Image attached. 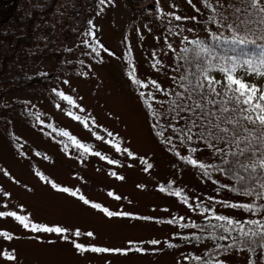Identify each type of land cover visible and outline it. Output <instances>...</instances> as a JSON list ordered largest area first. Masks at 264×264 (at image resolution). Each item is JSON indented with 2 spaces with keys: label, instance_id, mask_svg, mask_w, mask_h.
Here are the masks:
<instances>
[{
  "label": "rangeland",
  "instance_id": "1",
  "mask_svg": "<svg viewBox=\"0 0 264 264\" xmlns=\"http://www.w3.org/2000/svg\"><path fill=\"white\" fill-rule=\"evenodd\" d=\"M227 2L219 0V5L227 6ZM225 8L218 6L217 0H111L104 5L98 0L90 27L71 44L83 48L64 58V62L76 61L80 71L59 67L52 60L43 62L37 70L54 76L51 90L59 101L49 91L13 93L7 98L5 104L16 98L27 101L33 114L66 132L71 144V138H75L91 151L84 153L79 148L83 157L63 149L17 116L0 112V120L11 121L20 150L8 142L0 127V211H14L27 216L31 223L70 230L65 234L68 239H64L55 233L31 232L12 217H0V232L14 237L7 240L0 236V250H15L18 258L12 262L0 258V264H198L192 252L204 254L205 244L168 248L166 243L192 231L187 225L215 220V215L239 222L261 216L253 210L229 206L252 205L254 201L230 194L224 187L226 180L210 170V165L220 159L219 154L202 144L192 152L173 140L184 139L178 130L167 127L185 126L182 119H172L167 105L178 88L173 69L176 53L190 38L216 35L217 24L227 23L221 17ZM207 74L224 80V72ZM234 74L264 89V74L246 70ZM132 76L141 83H135ZM58 93L71 96L75 105L62 100ZM143 102L152 104L151 115L161 122L156 125L158 131L164 129V136L173 137L171 142L163 139L166 147L153 136ZM69 112L80 120L73 119ZM109 141L119 143L121 149L127 147L134 157L117 152ZM97 151L106 158L95 156ZM185 157L204 164V172L218 184L204 179L194 165H186ZM108 159L117 163L109 164ZM52 183L77 195L58 191ZM165 183L178 188L183 198L161 192ZM80 196L90 203L84 204ZM91 204L128 215L109 217ZM126 216L165 218L177 223L137 221ZM77 229L79 237L73 235ZM88 232L93 236H87ZM153 240L159 243L153 245ZM73 242L86 248L121 251L80 252ZM206 264L250 263L244 253L225 252ZM254 264L261 263L257 260Z\"/></svg>",
  "mask_w": 264,
  "mask_h": 264
},
{
  "label": "trees",
  "instance_id": "2",
  "mask_svg": "<svg viewBox=\"0 0 264 264\" xmlns=\"http://www.w3.org/2000/svg\"><path fill=\"white\" fill-rule=\"evenodd\" d=\"M227 1L226 8L221 11V17L227 23L217 24L218 33L212 37L190 38L177 51L173 68L178 79L176 92L181 91L179 87L181 83L180 78L188 76L190 72V65L187 61L192 58V52L189 51L186 53L185 49H205L202 55L206 57L205 64L207 65V73L223 72L222 69L232 68L234 69V73L240 70H246L248 72L264 74V64L260 63L258 58L252 54L258 48L264 47V27L254 28L251 34L247 31L236 33L228 29L226 25L234 22L232 16L234 7H247V0ZM97 2L98 0H0V112L17 116L20 120L29 124L28 126L34 129L37 128L36 130L43 133L42 135L45 138L53 140V142L59 144L63 149L74 152H78L79 148L69 142L68 139L70 137L68 134L63 135L66 132L33 114L27 101L20 98L13 99L8 104H5V101L13 93L23 92L27 95H34L42 93L43 91L51 92L53 97L59 101V97L55 91L51 90V86L55 81L54 76L43 71L37 72V70L47 60L55 61L59 67H66L70 70L78 67L76 61L64 62V58L74 53L75 50L83 48L82 45L71 47V44L78 40L83 32L90 27V19L95 13ZM227 10H230L231 14ZM250 12L256 13L254 18L259 19L261 14L257 13L256 9H250ZM242 38H246L249 43L240 44L238 41ZM253 40L256 41L255 44L251 43ZM194 41H200L201 44L198 46L193 43ZM87 50L92 51L93 48L88 47ZM247 60L254 61V64L246 68L243 62ZM77 70L79 69L77 68ZM201 75L203 76L204 73ZM174 99L176 97L171 95L167 101L168 113H172L173 116L175 113L171 110V106ZM143 106L147 112L148 123L153 136L163 147H166L163 139H168L169 136L160 134L164 132V129L159 132L156 125H160L161 122L154 120L155 118L152 117L151 111L145 102H143ZM192 119H195V117H192ZM183 122L185 124L184 120ZM0 127L8 142L13 145L16 151L20 152L11 121L8 118L1 119ZM167 127L173 130L180 129L174 125H167ZM173 140L189 150L197 148L199 144L206 145L198 137H194L191 142H188L185 138H174ZM182 140L184 141L183 143L181 142ZM81 143L84 144V142ZM219 147H223V145H219ZM78 153L83 156L80 152ZM217 154L220 155V159L210 165V170L226 180L227 183L224 187L230 194L253 200V211L261 215L255 221L264 222V198H260L254 192L253 194H245L241 190V183L237 178V174L233 173L225 163L230 158L223 156L221 153ZM183 162L186 165H190L185 161ZM195 168L197 173L202 175L204 179L218 184L208 173L204 172L203 168L198 166H195ZM260 182H264V176H261L260 181L252 186V190H260ZM162 187L164 190L161 192L167 195L176 196L173 193L179 191L178 188L168 183L163 184ZM179 192L182 195V192ZM181 195L178 197L183 198ZM126 217L137 221H158L168 224L177 223L176 221L165 218L155 219L147 216ZM231 219L237 221L233 218ZM221 223L224 222L207 220L189 224L187 227L192 229V231L179 234L176 236L177 241H168L166 247L175 248L184 244H190L197 248L205 244L207 249H205L204 254L200 255L192 252L194 257L199 259L198 264H206V262L212 263L216 257L225 252L244 253L248 256L250 264H254L257 260L261 264H264V247H257L254 251L241 244L227 247L233 245L234 240L242 239L239 237L241 224L245 228H254L256 227L255 225L240 222V224L233 226L235 230L232 231L228 239L221 240L219 236H228L229 234L218 228L213 229L209 227V225ZM189 264H193V262Z\"/></svg>",
  "mask_w": 264,
  "mask_h": 264
},
{
  "label": "snow or ice",
  "instance_id": "3",
  "mask_svg": "<svg viewBox=\"0 0 264 264\" xmlns=\"http://www.w3.org/2000/svg\"><path fill=\"white\" fill-rule=\"evenodd\" d=\"M106 2L110 3L111 0H100V4L104 5ZM191 3V0H189ZM220 7H226L225 5H219ZM250 9H256L257 13L261 14L259 19H255L256 13L250 12ZM234 22L227 24L226 27L236 33L247 31L252 33L254 28L264 27V0H247V7H234L232 12ZM176 20L182 19L180 16H175ZM91 34V33H89ZM240 44H247L249 41L246 38H242L238 41ZM196 45H200V41L193 42ZM255 44L256 41H251ZM102 47V46H101ZM93 51H96L93 48ZM192 52V58L187 61L190 65V72L188 76L181 77V83L179 85L181 91L172 93L176 97L172 101L171 110L175 113L172 119L179 122L183 119L185 126L178 130L179 134L183 136L188 142H191L194 137H198L201 141L205 142L207 147L213 149L217 153L223 154V156L229 157L225 163L229 166L233 173L237 174V178L241 183V190L245 194H254L260 198H264V182H260V190H252V186L260 181V177L264 176V89L260 88L256 84L249 83L247 80L242 79L239 75L234 74V69H222L224 72V80H216L207 74V65L202 53L205 49L200 48L197 50L185 49V52ZM99 55V52L96 53ZM255 55L259 62L264 64V47H260L256 50ZM245 67L253 65L254 61L247 60L243 62ZM204 73L202 76L201 74ZM131 75V74H130ZM137 84L141 82L136 80L134 76L131 77ZM67 83V81H65ZM152 84L156 87L157 91H161L155 81ZM141 87H148L147 84H142ZM62 100L67 101L70 105H75V101L71 96L58 93ZM141 96H145V93H141ZM155 100V97H152ZM59 107V105H58ZM151 108L152 104H148ZM83 110V109H81ZM69 116L73 119L80 120L78 115H74L69 112ZM195 117V119H192ZM87 127V123L85 122ZM161 135L163 133H160ZM67 135V133H63ZM112 135L111 132L108 133ZM73 144L78 148L83 149L84 153H89L91 149L81 144L75 138H71ZM97 139L103 140V137L97 136ZM171 142V137L168 138ZM184 142L183 140L181 141ZM108 143H112L109 141ZM223 145V147H219ZM112 147L117 152L123 151L127 153L128 157H134L127 147L121 149L119 143H112ZM192 152H196V148L191 149ZM95 156L105 159L99 151L93 153ZM187 162L198 166L200 168H206L204 164H198L196 159L185 157ZM109 164H115L117 161L108 159ZM148 168L152 165L148 164ZM115 175V173H113ZM43 178V177H42ZM118 179L123 180V176H119ZM52 188L69 193L76 196L75 191L70 190L67 187L60 188L56 183H52ZM164 189L162 188L161 191ZM252 190V191H250ZM176 196H180L181 193L176 191L173 193ZM111 196L112 193L109 192ZM84 204H89L90 201L83 196L79 197ZM116 199H120L119 196ZM231 207H241L249 211L253 210V205L241 204V205H229ZM93 208H100L107 216L112 217L116 215H128L127 213H115L106 208H101L99 204H91ZM207 211V209L205 210ZM0 217H12L19 222L23 228L30 230L34 233H55L62 236L64 239H68L65 235L70 230L60 226H48L38 223H31L27 216L18 215L14 211H0ZM217 221H223L224 223L217 225H209L213 229H220L223 232H227L229 235L219 236V239L226 240L231 236L234 231V225L240 224L239 221H234L231 218L215 215L213 217ZM249 225H255L256 227L245 228L242 224L239 229V237L242 239L234 240L233 245L227 247H233L235 244H241L247 246L251 250H255L257 247H264V222L261 221H247ZM74 236L79 237L81 232L77 229ZM87 236H93L92 232L86 233ZM0 236H3L7 240H12L14 237L8 232H0ZM74 243V247L80 252H111L121 251L119 249H108L99 247L86 248L81 243ZM131 243V242H130ZM153 245L158 244L156 240L151 241ZM15 250H0V258L5 261L12 262L17 261V256L14 254ZM140 251V249H137Z\"/></svg>",
  "mask_w": 264,
  "mask_h": 264
}]
</instances>
